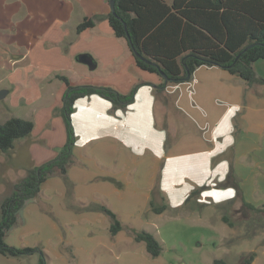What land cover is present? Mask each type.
<instances>
[{
    "label": "crops",
    "instance_id": "1",
    "mask_svg": "<svg viewBox=\"0 0 264 264\" xmlns=\"http://www.w3.org/2000/svg\"><path fill=\"white\" fill-rule=\"evenodd\" d=\"M19 1L0 0V44L13 47V53L23 59L21 66L8 61L13 67L12 81L9 89H3L6 94L2 99L17 88L24 95L18 97L22 104L38 106L26 118L35 123L33 132L2 153L0 173L6 170L16 148L25 147L29 152L28 173L55 157L65 143L66 129L60 115L66 83L60 75L67 76L72 84L108 85L124 93L144 82L135 101L124 109L114 110L109 100L97 94L75 103L77 141L68 170L73 185L69 189L60 175L51 176L31 201L37 211L38 202L54 204L55 199L76 211L62 209L63 229L54 226L55 244L61 249H70L65 245L69 240L66 222L73 228H85L87 222L96 221L101 224L88 227L109 231V217L100 210L82 209L88 204L106 205L122 223L124 220L122 229L107 239L112 249L139 244L135 231L152 232L142 227L143 215L183 207L192 197L200 206H219L231 200L243 205L247 188L264 189L263 83L249 85L220 66L202 65L189 79L170 82L159 91L156 86L163 77L139 68L128 41L115 35L107 17L110 0H71L52 13L48 0H26L32 19L25 21L15 18L25 8ZM33 1L35 4H30ZM77 2H94L100 10L96 24L82 32L77 31V25L93 15L86 13L78 22V17L72 18ZM17 43L26 48H18ZM81 53L92 55L97 64L94 69L103 67L107 74L85 75L79 81L66 75V67L79 61ZM253 66L257 78H264V59ZM151 200L157 205L166 202L167 208L156 213ZM136 217H140L139 223H126Z\"/></svg>",
    "mask_w": 264,
    "mask_h": 264
},
{
    "label": "trees",
    "instance_id": "2",
    "mask_svg": "<svg viewBox=\"0 0 264 264\" xmlns=\"http://www.w3.org/2000/svg\"><path fill=\"white\" fill-rule=\"evenodd\" d=\"M107 17L115 35L128 41L136 65L163 77L164 81L156 86L159 91L170 82L185 80L188 73L192 75L202 65L220 66L249 85L254 82L264 84V78H257L253 66L264 59V0H214L208 4L203 0H173L171 3L165 0H115V12L111 10ZM95 24V18L85 17L77 25V31L82 32ZM251 43L255 45L246 48ZM60 78L66 83L62 107L66 141L55 157L30 169L0 200V253L20 257L39 252V264H48V255L43 249L10 245L6 235L17 223L18 212L39 195L42 184L49 177L60 175L69 189L73 185L68 170L77 141L73 123L76 101L97 94L109 100L114 110L124 109L135 101L139 87L144 84L136 83L124 93L108 85L72 84L67 76L60 75ZM34 127L32 120L18 116L1 122L0 156L12 149L17 139L30 135ZM238 194L242 197L241 190ZM243 204L264 212V202L260 207L245 200ZM150 206L156 213L167 208L166 202L157 205L153 200ZM82 209L105 213L111 221L112 235L122 229L118 215L108 206L88 204ZM134 239L144 242L152 257L161 254L162 245L152 232L135 231ZM255 257L256 253L252 252L243 264H251ZM216 264L228 263L218 259Z\"/></svg>",
    "mask_w": 264,
    "mask_h": 264
},
{
    "label": "rangeland",
    "instance_id": "3",
    "mask_svg": "<svg viewBox=\"0 0 264 264\" xmlns=\"http://www.w3.org/2000/svg\"><path fill=\"white\" fill-rule=\"evenodd\" d=\"M17 3L25 5V8L21 9L22 11L20 10L15 18L24 21L32 19L29 8L26 10V4H28L26 0H20ZM70 3L71 0L47 1L51 13L65 8ZM77 3L81 9L78 5L77 8L73 5L72 14V18L78 17L77 22L86 13H91L93 18L99 19L100 10L94 2L86 5ZM30 4H35V1ZM8 32L9 30L6 31ZM17 47L26 48L18 43ZM13 50V47L0 44L2 56L0 91L11 87L10 75L13 67L8 61H11L13 66L23 65V59L14 54ZM89 53L92 54V52ZM64 73L70 75L73 80L79 81L85 75L96 73L106 75L107 71L103 67L91 69L87 64L75 61L70 68L66 67ZM31 81H33L32 77L28 83L31 84ZM56 82L60 83L58 80ZM21 95L23 93H18L17 88H14L6 98H0V122L14 115L31 117L28 113H33L34 106L38 105L25 106L18 100ZM60 120L62 123V114ZM16 149L15 155L6 164L8 168L6 167V170L0 173V200L6 197L14 183L27 173L25 169L29 166V152L25 147ZM3 156L6 158L5 155ZM244 194L246 201L256 207H260L264 202L262 188L251 186L245 190ZM31 201L18 212L17 223L7 232L6 242L16 247H40L48 255V264H216L218 259H223L228 264H243L252 252L256 253V257L251 264H264V212L247 208L244 204L239 205V200H231L233 202L219 206H200L192 197L183 207L172 208L162 214L143 215L142 227L151 230L162 245V252L157 257H152L148 253L144 242L126 243L122 244V247L110 249L107 240L113 236L110 229L105 231L100 226L88 227L94 223H100L96 221L87 222L85 228L83 225L73 228L66 222L68 227H65V231L69 240L65 245H68L70 249H61L58 243L55 244L57 238L53 236L54 226L60 227L62 223L63 215L60 213L62 209L73 212L75 210L55 199L54 204L37 201L40 204L37 211L35 210L37 207L34 208ZM224 215L227 220L223 219ZM108 220L111 224L109 218ZM132 221L139 223L140 217L126 223ZM60 228L63 229V227ZM124 228L125 232H128L129 229ZM39 260V252L20 257H10L0 253V264H39Z\"/></svg>",
    "mask_w": 264,
    "mask_h": 264
},
{
    "label": "water",
    "instance_id": "4",
    "mask_svg": "<svg viewBox=\"0 0 264 264\" xmlns=\"http://www.w3.org/2000/svg\"><path fill=\"white\" fill-rule=\"evenodd\" d=\"M110 6H111V10L113 12H115V0H110ZM254 45H255L254 43L248 44L246 46V48H250V47H252ZM78 60L80 62H82V63L87 64L91 69H94L96 67V65H97L95 60H94V58L89 53H81V54H79ZM190 76H191L190 73H188V75L185 77V79H189ZM5 94H6V90H2V92L0 93V97L1 98L4 97Z\"/></svg>",
    "mask_w": 264,
    "mask_h": 264
}]
</instances>
